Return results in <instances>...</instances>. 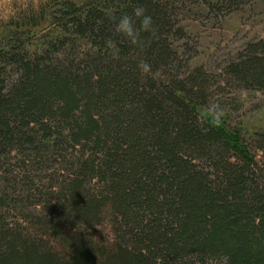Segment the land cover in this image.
<instances>
[{"label": "trees", "instance_id": "trees-1", "mask_svg": "<svg viewBox=\"0 0 264 264\" xmlns=\"http://www.w3.org/2000/svg\"><path fill=\"white\" fill-rule=\"evenodd\" d=\"M241 3L65 0L38 52L15 26L0 47V264H264V132L229 136L206 114L216 85L264 93V40L221 76L183 74L172 43L188 6ZM139 7L157 29L142 47L111 19Z\"/></svg>", "mask_w": 264, "mask_h": 264}, {"label": "rangeland", "instance_id": "rangeland-1", "mask_svg": "<svg viewBox=\"0 0 264 264\" xmlns=\"http://www.w3.org/2000/svg\"><path fill=\"white\" fill-rule=\"evenodd\" d=\"M64 1L0 0V47L3 39L9 38L19 25L22 29L18 34L21 33L25 48L28 46L37 52L46 48L45 44L60 33L54 18L56 12H61ZM204 8L202 11L188 6V11L178 17L175 28L178 37L172 43L183 65L188 64L183 74L202 69L207 75L221 76L248 45L264 40V0H243L232 11ZM220 82L221 87L227 88ZM217 86L209 111H206L217 127L226 133H229L228 127L240 130L245 139L264 132L263 92L246 91L243 87L221 91Z\"/></svg>", "mask_w": 264, "mask_h": 264}, {"label": "clouds", "instance_id": "clouds-1", "mask_svg": "<svg viewBox=\"0 0 264 264\" xmlns=\"http://www.w3.org/2000/svg\"><path fill=\"white\" fill-rule=\"evenodd\" d=\"M108 14L111 16V13ZM111 19L116 31L127 38L132 45L138 47H142L144 43L141 39V33L155 36L157 32L153 17L142 7L134 9L131 14H121L118 19L115 16H111ZM138 67L142 73L151 71V65L147 62H141Z\"/></svg>", "mask_w": 264, "mask_h": 264}]
</instances>
